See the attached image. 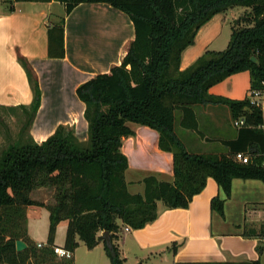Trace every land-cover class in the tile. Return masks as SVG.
<instances>
[{"label": "trees", "instance_id": "16d2710c", "mask_svg": "<svg viewBox=\"0 0 264 264\" xmlns=\"http://www.w3.org/2000/svg\"><path fill=\"white\" fill-rule=\"evenodd\" d=\"M49 2L51 0H13ZM63 4L67 16L77 5L108 4L130 19L134 38L117 66L96 75L76 89L84 104L87 141L81 143L73 130L58 126L37 144L28 130L40 105L37 78L27 60H17L26 72L33 93L28 107L17 110L25 123L15 142L8 139L0 149V264H74L73 257L53 253L56 228L66 222L63 249L73 254L78 242L91 249L102 243L109 264H126L119 253L122 229L140 230L157 219V205L187 209L202 192L208 178L230 197L234 179L259 180L264 184V116L251 97L230 100L208 90L241 72L250 76L249 93L264 91V0H53ZM232 7L247 9L234 21L227 46L207 51L181 70L182 53L194 44L198 31L214 16ZM64 18L47 28L48 56L63 58ZM255 57L258 64H253ZM226 107L235 137L222 148L205 153L188 150L178 130L202 138L194 107ZM155 130L158 147L172 155L173 182L149 176L143 194H130L125 181L128 160L121 152L122 140L132 136L129 124ZM8 138V137H7ZM249 157L247 164L234 159ZM50 192L48 203L33 201L37 189ZM219 196L210 209L224 215ZM28 206L48 212L47 239L43 247L29 240L26 232ZM245 237L264 236L249 229ZM16 241L26 249L16 252ZM173 248V247H172ZM175 264H260L256 261L187 262Z\"/></svg>", "mask_w": 264, "mask_h": 264}, {"label": "crops", "instance_id": "0c3cea01", "mask_svg": "<svg viewBox=\"0 0 264 264\" xmlns=\"http://www.w3.org/2000/svg\"><path fill=\"white\" fill-rule=\"evenodd\" d=\"M7 1V4L0 3V109L14 111L20 106L28 107L32 102L30 82L17 60L20 55L32 68L41 96L28 136L40 144L61 125L73 130L79 142H86L85 106L77 98L76 89L121 63L128 44L134 38L130 19L108 4L82 3L66 16L63 4L53 0ZM61 18H64V57L50 58L47 28ZM226 22L225 11L214 16L198 31L194 44L182 53L181 70L207 51L218 52L213 48L217 44H221L218 49L226 48L231 30L222 42L218 41ZM249 87V73L241 72L212 86L208 93L230 100H242L248 97ZM259 102L264 116V94ZM193 109L202 138L188 130L180 129L178 134L185 145L194 146V152L215 151L222 148V142L234 139L235 128L226 107ZM129 128L133 134L124 138L121 146V152L128 160L125 172L128 192L143 194V180L149 176L160 182L172 183V155L159 149L158 133L132 123ZM186 135L192 136L191 139H185ZM6 145L0 137V149ZM39 190L31 192V200L36 201L33 195ZM215 196L225 199L222 190L208 178L205 188L192 198L187 209L168 210L158 203V216L154 222L140 230L125 228L126 234H130L139 248L140 254L135 256V263L147 264L146 259L156 260L167 253L171 255V264L245 260H258L264 264V236H244L249 224L264 222V184L259 180L234 179L230 197L224 202L223 217L210 209V200ZM47 201L48 197L39 202L46 204ZM35 207L25 209L26 232L31 241L34 240L28 226L29 214ZM60 230L64 231V236L62 238L60 231V242H56L55 233L54 244L57 247H63L66 223ZM144 253L149 257L144 259Z\"/></svg>", "mask_w": 264, "mask_h": 264}, {"label": "rangeland", "instance_id": "374dc122", "mask_svg": "<svg viewBox=\"0 0 264 264\" xmlns=\"http://www.w3.org/2000/svg\"><path fill=\"white\" fill-rule=\"evenodd\" d=\"M0 3L7 4L8 1L0 0ZM245 11H247V9L243 7H232L226 11V16H227L229 23L226 22V24L224 25L225 30L221 31V34L218 37L219 42H222L224 40L226 33L229 30H231V27L233 26L234 21L238 19L239 16H242ZM217 45L218 46H214L213 48L216 50L222 51L221 49H218L220 48L221 44H217ZM25 118H26V115L20 110L10 111L6 109H0V137L3 141L6 142V144L8 143V139H10L11 142H15L18 139L20 131L25 123ZM190 137L192 136L186 135L185 139H191ZM186 146L188 147V150L190 151L195 150L194 146L190 144ZM196 151H197V147H196ZM131 190L133 191V189ZM50 194L51 193L48 192L47 189L43 188L41 189V191L39 190L35 192L33 195V198H35V200L39 202V201L45 200V198L49 197ZM47 203L48 201L46 202V204ZM29 218L30 219H29L28 226L31 232L32 239L34 240L33 242L32 241L31 242L35 245H41V247H43L44 243L42 242L45 241V239L47 238L46 235L48 232V225H49L48 212L46 209L35 207L31 209ZM63 223H66V222L65 221L60 222V224L56 228V233H57L56 242H60V240L58 239L60 235V231H62L61 232L62 238L64 236V231L60 230ZM248 229H255L258 233L263 234L264 233V222L251 223L246 227V230ZM119 238H120V241H119L120 255L126 259V264H136L134 261V258L136 255L140 254L139 248L137 247L136 243L132 241V237L130 236L129 233L126 234L124 229H122V232L120 233ZM166 255L167 253H164L163 255H161L160 258L156 260H152L153 258L150 257L151 260L147 261L146 259L145 262H147V264H171V255L170 256L169 255L166 256ZM142 256L144 259L149 257V255L145 253ZM73 259H74V264H109V261L105 255L102 243H98L93 248L89 249L83 243L78 242V245L74 251Z\"/></svg>", "mask_w": 264, "mask_h": 264}, {"label": "built area", "instance_id": "2783aa9c", "mask_svg": "<svg viewBox=\"0 0 264 264\" xmlns=\"http://www.w3.org/2000/svg\"><path fill=\"white\" fill-rule=\"evenodd\" d=\"M264 94V91H257V92H252L249 93V96L251 97V100L253 103H255L256 105H259V98ZM234 125L239 127L243 125V121L242 120H238L236 122H234ZM234 159L236 161H238L241 164H247L249 161V157L247 155L244 154H236L234 156ZM264 168V162L261 165ZM38 247H41V245H38ZM53 253L58 257V258H65V259H69L71 258V253L65 249H63L62 247H53Z\"/></svg>", "mask_w": 264, "mask_h": 264}, {"label": "water", "instance_id": "95a60500", "mask_svg": "<svg viewBox=\"0 0 264 264\" xmlns=\"http://www.w3.org/2000/svg\"><path fill=\"white\" fill-rule=\"evenodd\" d=\"M250 61L253 63V64H258V61L255 57H250ZM15 249H16V252H22L26 249V245L24 242L22 241H16L15 243Z\"/></svg>", "mask_w": 264, "mask_h": 264}]
</instances>
